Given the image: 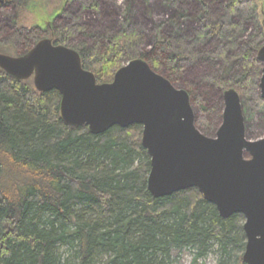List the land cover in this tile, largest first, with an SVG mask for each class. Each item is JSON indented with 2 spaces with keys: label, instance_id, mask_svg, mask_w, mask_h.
I'll list each match as a JSON object with an SVG mask.
<instances>
[{
  "label": "trees",
  "instance_id": "trees-1",
  "mask_svg": "<svg viewBox=\"0 0 264 264\" xmlns=\"http://www.w3.org/2000/svg\"><path fill=\"white\" fill-rule=\"evenodd\" d=\"M26 1L4 0L16 12ZM194 1L204 13L196 18L204 31L193 41L180 34L181 7L148 35L129 14L128 25L96 32L71 12L67 23L45 30L16 20L0 37V53L10 49L20 56L48 37L75 50L98 83L111 82L124 62L140 58L174 86L191 65L203 62L217 69V79L206 78L215 87L247 89L262 70L257 43L264 31L254 22L256 35L237 52L234 32L251 20L252 0ZM72 2L92 13L102 5ZM209 37L215 46L201 50ZM235 71L239 78L227 81ZM186 91L191 106L200 109L198 129L219 122L222 103L205 104L193 85ZM59 100L57 91L38 92L31 80H15L0 69V264H173V255L186 249L194 250L195 259L214 252L217 264H244L240 214L221 218L195 188L158 198L149 194L150 160L140 125L93 135L86 127L63 124Z\"/></svg>",
  "mask_w": 264,
  "mask_h": 264
},
{
  "label": "water",
  "instance_id": "water-1",
  "mask_svg": "<svg viewBox=\"0 0 264 264\" xmlns=\"http://www.w3.org/2000/svg\"><path fill=\"white\" fill-rule=\"evenodd\" d=\"M263 64L258 88L264 101ZM0 69L15 80H31L38 92L60 96V120L98 135L114 126L140 125L141 146L150 160L146 186L154 197L195 188L221 218L243 217L244 264H264V137L249 140L240 96L223 92L220 125L214 137L196 127L186 90L176 88L137 58L122 65L111 82L98 83L79 54L44 38L25 54L0 53Z\"/></svg>",
  "mask_w": 264,
  "mask_h": 264
},
{
  "label": "rangeland",
  "instance_id": "rangeland-1",
  "mask_svg": "<svg viewBox=\"0 0 264 264\" xmlns=\"http://www.w3.org/2000/svg\"><path fill=\"white\" fill-rule=\"evenodd\" d=\"M224 3L227 0H221ZM254 13L251 20L243 22L245 29L242 28L234 32L235 51L245 43L252 35H256L257 30L253 27V23H258L264 31V0H252ZM101 9L97 12H87L81 10L79 5L74 2L68 3V0H27L24 7L16 12L15 9L5 5L4 0H0V37L9 33L15 28L16 20L18 25L22 27L31 28L39 26L45 30L48 26L54 24L61 25L67 23L69 16L72 13L81 15V22L86 24L89 28H93L96 32L104 31L106 28H118L126 26L129 22L126 20V14H129V20L135 22L141 30H145V34H150V30L157 26L160 21L170 19L172 11L177 10L179 7L183 9L184 18L180 21L181 31L180 34L186 39L193 41L197 33L200 32L201 25L200 19L204 13L197 8V3L194 0H178L177 4L171 2L167 4L163 0H102ZM213 10L215 6H212ZM68 11V12H66ZM218 13L211 14L212 17H217ZM131 18V19H130ZM253 18V20H252ZM178 23V24H179ZM169 29V28H168ZM171 31L170 29L168 30ZM204 31V30H203ZM202 31V32H203ZM255 31V33H254ZM48 38V37H45ZM50 39V38H48ZM215 46L214 40L209 39L199 46L201 50H209L210 47ZM264 45V38L260 39L257 46L261 48ZM258 48V50H259ZM232 52V53H234ZM258 52V51H257ZM5 55L16 56L14 51L4 49L1 52ZM124 64H126L124 62ZM123 64V65H124ZM263 68V64H262ZM164 76L163 74H160ZM240 76V72H232L227 76V81L235 82ZM217 79V69L209 64L200 62L191 65L190 69L183 75L181 80L175 84L176 88L186 90V86L193 85L197 88L200 97L203 98L205 104L210 106L219 105L222 103L223 108V92L227 89L233 88L240 96L241 110L245 124V135L249 140H257L264 137V102L259 101V80L260 74L249 81V86L244 90H237L235 87L218 88L212 82L207 81L206 78ZM202 103V102H201ZM222 108L220 112V120L218 122H209L206 128L199 131L208 137H214V134L220 125ZM195 122L199 118L200 109L192 107ZM201 116V114H200ZM208 127V129H207ZM244 222V220H243ZM243 225V223H242ZM195 252L191 249H186L181 253L173 255V264H217L218 257L214 252L207 254L203 258L195 259Z\"/></svg>",
  "mask_w": 264,
  "mask_h": 264
},
{
  "label": "flooded vegetation",
  "instance_id": "flooded-vegetation-1",
  "mask_svg": "<svg viewBox=\"0 0 264 264\" xmlns=\"http://www.w3.org/2000/svg\"><path fill=\"white\" fill-rule=\"evenodd\" d=\"M262 64V63H261ZM241 101V100H240ZM264 102V101H263Z\"/></svg>",
  "mask_w": 264,
  "mask_h": 264
}]
</instances>
